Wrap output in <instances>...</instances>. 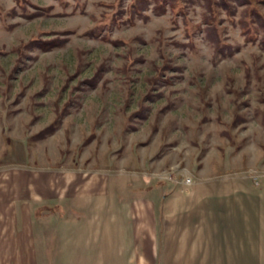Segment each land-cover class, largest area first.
Wrapping results in <instances>:
<instances>
[{
  "label": "rangeland",
  "instance_id": "1",
  "mask_svg": "<svg viewBox=\"0 0 264 264\" xmlns=\"http://www.w3.org/2000/svg\"><path fill=\"white\" fill-rule=\"evenodd\" d=\"M226 2L0 0V264H140L162 187L264 186V0Z\"/></svg>",
  "mask_w": 264,
  "mask_h": 264
},
{
  "label": "crops",
  "instance_id": "2",
  "mask_svg": "<svg viewBox=\"0 0 264 264\" xmlns=\"http://www.w3.org/2000/svg\"><path fill=\"white\" fill-rule=\"evenodd\" d=\"M215 182L162 187L157 222L140 228V253L130 257L140 264H264V186Z\"/></svg>",
  "mask_w": 264,
  "mask_h": 264
},
{
  "label": "trees",
  "instance_id": "3",
  "mask_svg": "<svg viewBox=\"0 0 264 264\" xmlns=\"http://www.w3.org/2000/svg\"><path fill=\"white\" fill-rule=\"evenodd\" d=\"M163 1V0H162ZM227 0H203L204 2V5H205V10L208 12V15L209 17H211L210 19L214 18V9L216 6H220L221 8L224 9V11L226 12V15L228 17H231L234 13V8L232 5H230L228 2H226ZM241 2L244 3L245 6H247L248 8L250 9H254V7L252 6V2L251 0H241ZM144 4L145 2H143L142 5H139L138 8L137 7H134V8H137L135 11L138 12L141 10V7H144ZM218 4V5H217ZM246 7V8H247ZM255 11V10H254ZM248 12H251V11H248ZM249 14V13H248ZM247 16V15H246ZM245 23H248L247 21H244ZM243 23L241 25H239L241 28V32L243 33L244 35V39L246 41L248 40H253V36L252 34H250V29H248V27L244 28L243 26ZM249 25V24H248ZM263 26H264V23H263ZM219 42H215L213 43V45L215 46L216 44H218ZM60 43L58 44H55L53 46H57L59 45ZM219 50L223 51V53L226 51V47H221L218 48Z\"/></svg>",
  "mask_w": 264,
  "mask_h": 264
},
{
  "label": "built area",
  "instance_id": "4",
  "mask_svg": "<svg viewBox=\"0 0 264 264\" xmlns=\"http://www.w3.org/2000/svg\"><path fill=\"white\" fill-rule=\"evenodd\" d=\"M169 179L171 180V178L169 177ZM181 183H183L186 186H189L192 184V180L190 179L189 176H183V179H181L180 181Z\"/></svg>",
  "mask_w": 264,
  "mask_h": 264
}]
</instances>
